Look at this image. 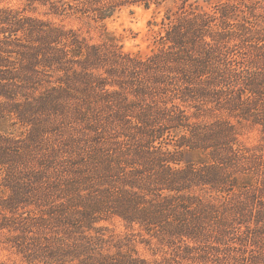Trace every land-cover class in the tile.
<instances>
[{
    "label": "trees",
    "instance_id": "16d2710c",
    "mask_svg": "<svg viewBox=\"0 0 264 264\" xmlns=\"http://www.w3.org/2000/svg\"><path fill=\"white\" fill-rule=\"evenodd\" d=\"M13 1L0 264H264V0ZM170 1L150 52L108 27Z\"/></svg>",
    "mask_w": 264,
    "mask_h": 264
},
{
    "label": "rangeland",
    "instance_id": "374dc122",
    "mask_svg": "<svg viewBox=\"0 0 264 264\" xmlns=\"http://www.w3.org/2000/svg\"><path fill=\"white\" fill-rule=\"evenodd\" d=\"M204 8H210L216 0H193ZM20 1L14 0L18 4ZM175 7V2L170 1L167 4L157 7H145L142 5L124 7L112 19L108 21V27L111 31L120 35L124 39L125 48L130 51L150 52L153 47L154 32L149 26V22L156 16L159 19L170 8ZM259 130H251L243 138L248 143H256L259 139Z\"/></svg>",
    "mask_w": 264,
    "mask_h": 264
}]
</instances>
